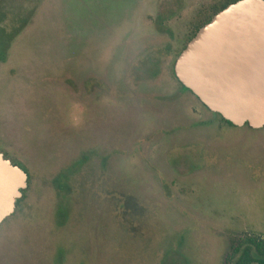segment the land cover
Segmentation results:
<instances>
[{"label": "rangeland", "instance_id": "obj_1", "mask_svg": "<svg viewBox=\"0 0 264 264\" xmlns=\"http://www.w3.org/2000/svg\"><path fill=\"white\" fill-rule=\"evenodd\" d=\"M224 1L0 0V150L31 176L0 264H223L264 240V127L206 124L171 72Z\"/></svg>", "mask_w": 264, "mask_h": 264}, {"label": "water", "instance_id": "obj_2", "mask_svg": "<svg viewBox=\"0 0 264 264\" xmlns=\"http://www.w3.org/2000/svg\"><path fill=\"white\" fill-rule=\"evenodd\" d=\"M173 72L234 126L264 127V0H236L217 11L176 56ZM27 179L0 152V223L14 212Z\"/></svg>", "mask_w": 264, "mask_h": 264}, {"label": "trees", "instance_id": "obj_3", "mask_svg": "<svg viewBox=\"0 0 264 264\" xmlns=\"http://www.w3.org/2000/svg\"><path fill=\"white\" fill-rule=\"evenodd\" d=\"M234 1H236V0H225L218 7H214L211 14L206 19H204L200 23H195V24L193 23L191 30H190L189 34L184 38L183 43L180 45V47L174 49V51H173L174 57L176 58V56L185 47L186 43L190 40L191 37H193V35L196 33V31L198 30V28L200 26H202L204 23L208 22L210 20V18L217 11H219L220 9L224 8L227 4L232 3ZM0 54H2V52H0ZM175 58H174V60H175ZM174 60H173V63H174ZM173 63L171 65V72H172L175 80L179 83L180 89L184 92H189L193 96V93L187 87L182 85L177 80V78L175 77L174 72H173ZM193 97L202 109L208 111V109L199 101V99L197 97H195V96H193ZM215 117L218 118L219 120H221L222 122H224L225 124L229 125V126H234L232 123H230L229 121H226L224 118H222L218 113H212L210 119L206 120V124L211 123L213 121V119H215ZM244 126L249 128V129H252L247 125H244ZM4 157L9 159L12 164L18 165L21 169H23L27 173L28 179H27V187L22 191V197L16 200L14 212L11 215H9L8 217H6L0 223V226L5 220L13 217V215H15L19 211V209L21 208L22 201L25 197L24 193L29 189V187L31 185V176H30L28 170L22 164H20L18 161H16L13 158L8 157L6 154H4ZM60 177H61V173L54 174V176L51 178V184L54 183L57 185ZM121 188H122V186H121ZM119 199H120V203H119L120 209L123 208V210L125 209V211H133V212H135V214H138V215L143 214V211H146L145 208L147 206L145 205V208L141 207L138 204L137 196L134 194L132 195L130 193H125V191H123V193H120ZM132 238L137 239V236H134ZM223 264H264V240L255 241L251 238L233 240L230 244V248H229L228 253L225 254V256L223 258Z\"/></svg>", "mask_w": 264, "mask_h": 264}, {"label": "flooded vegetation", "instance_id": "obj_4", "mask_svg": "<svg viewBox=\"0 0 264 264\" xmlns=\"http://www.w3.org/2000/svg\"><path fill=\"white\" fill-rule=\"evenodd\" d=\"M193 96H195L194 94H193ZM196 97V96H195ZM207 108V107H206ZM208 109V108H207ZM207 111V110H206ZM210 115L212 114V113H214V112H212V111H210L209 109H208V111H207ZM212 112V113H211ZM0 152L3 154V156H4V152H2L1 150H0Z\"/></svg>", "mask_w": 264, "mask_h": 264}]
</instances>
